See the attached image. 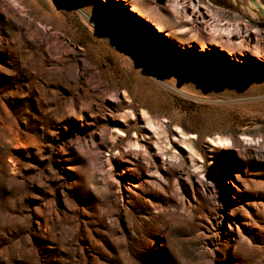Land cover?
Returning <instances> with one entry per match:
<instances>
[{
	"label": "rangeland",
	"instance_id": "374dc122",
	"mask_svg": "<svg viewBox=\"0 0 264 264\" xmlns=\"http://www.w3.org/2000/svg\"><path fill=\"white\" fill-rule=\"evenodd\" d=\"M247 2L0 0V264H264Z\"/></svg>",
	"mask_w": 264,
	"mask_h": 264
},
{
	"label": "bare ground",
	"instance_id": "6f19581e",
	"mask_svg": "<svg viewBox=\"0 0 264 264\" xmlns=\"http://www.w3.org/2000/svg\"><path fill=\"white\" fill-rule=\"evenodd\" d=\"M119 1V0H116ZM247 5L250 9L259 7L260 9H262L264 11V4L260 1V0H248ZM132 11L136 12L137 14H139L138 9L136 10L134 7L130 8ZM249 9V10H250ZM258 10V9H257ZM223 30H226V27L223 28ZM211 142H216L218 143V147L219 149L223 150L224 154H228L230 148L227 147L228 145V140L225 138H215V139H211Z\"/></svg>",
	"mask_w": 264,
	"mask_h": 264
},
{
	"label": "water",
	"instance_id": "95a60500",
	"mask_svg": "<svg viewBox=\"0 0 264 264\" xmlns=\"http://www.w3.org/2000/svg\"><path fill=\"white\" fill-rule=\"evenodd\" d=\"M257 9H258L259 14H260L262 17H264V11H263L262 9H260L259 7H257Z\"/></svg>",
	"mask_w": 264,
	"mask_h": 264
}]
</instances>
